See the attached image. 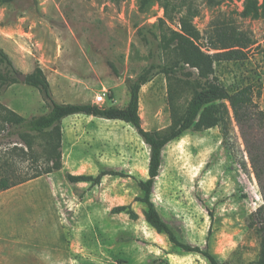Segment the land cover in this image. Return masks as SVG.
Segmentation results:
<instances>
[{
	"label": "rangeland",
	"instance_id": "1",
	"mask_svg": "<svg viewBox=\"0 0 264 264\" xmlns=\"http://www.w3.org/2000/svg\"><path fill=\"white\" fill-rule=\"evenodd\" d=\"M183 2L203 53L219 52L209 42L218 25L250 39L247 59H216L211 79L229 91L253 84L264 114V0L249 14L245 0ZM173 8L167 11L157 0H0V46L20 75L40 68L60 103L97 104L104 95L100 106L126 107L129 80L153 66L152 81L140 92L139 112L146 130L165 131L173 119L170 80L162 71L169 57L161 42L182 32V14ZM20 75L0 94V103L26 118L47 113L42 93ZM180 78L190 84L177 100L182 113L207 82L188 65L176 73L178 89ZM62 133L60 170L0 193V264H210L203 255L175 249L148 222L139 181L149 178L150 147L133 126L75 115L63 121ZM244 133L231 115L169 144L153 194L179 240L210 250L224 264H254L261 252L255 214L264 205V174L259 177L256 159L264 128L254 125ZM14 141L21 142L5 139L0 152ZM47 141L35 140L37 164L16 160L17 176L49 166ZM104 170L118 174L99 185L67 179V174L97 177ZM118 206H130L137 217L114 214Z\"/></svg>",
	"mask_w": 264,
	"mask_h": 264
},
{
	"label": "trees",
	"instance_id": "2",
	"mask_svg": "<svg viewBox=\"0 0 264 264\" xmlns=\"http://www.w3.org/2000/svg\"><path fill=\"white\" fill-rule=\"evenodd\" d=\"M149 1L144 0L146 3ZM157 1H162L163 7L167 11L174 7L178 10V13L182 14V32H173L171 36H163L161 42L163 53L169 57L162 71L170 80L169 99L172 109V125L165 131H148L142 125L139 112L140 92L144 85L152 81L153 66L145 70L136 80H129L130 102L123 108L100 106L93 103H60L54 98L51 86L43 71L37 68L34 73L27 75L26 83L42 93L49 106L47 113L26 118L0 103V146L3 145L5 139L12 140L16 138L21 141L12 142L16 145L5 153L0 152V193L62 168V123L66 118L75 115H87L106 120L123 121L133 126L143 141L150 147L149 178L139 181L142 192L140 201L146 207L148 222L160 234L167 235L175 249L203 255L210 264H224L210 250L179 240L174 230L157 210L153 201V194L163 166L165 148L172 142L182 138L189 131L202 132L212 129L220 123L231 120V115L243 133L254 128V125L264 128V114L255 103V86L253 84L229 91L219 82L211 79L216 59L224 61H243L247 59L245 49L249 47L250 39L231 26H215L212 29L209 42L212 49L219 52L214 56L207 55L195 43V40L199 39V33L191 23L190 12H184L183 0ZM258 10L259 0H245L246 13H256ZM187 65L198 70L199 77L206 79L207 84L202 89L194 92L185 110L180 113L177 100L186 86L190 84L180 78L179 83L181 84L179 85L181 86L178 89L173 86V81L178 70L183 71ZM19 75L20 72L13 60L0 46V94L16 84ZM41 137L48 139L43 151L46 163L49 166L45 169L36 170L30 176H27V174L17 176L16 160L18 158L21 161L31 160L32 163L37 164L38 158L33 146L35 140ZM20 144H24L27 150L20 148ZM260 150L263 151L258 154V159H256V163L260 168L259 177H261L260 173L264 174V144L260 147ZM254 165H256L255 162ZM258 167L256 165V168ZM117 174L113 170H104L97 177L67 174V179L73 184L92 183V185H99L104 177ZM113 213H127L132 218L137 217L130 206H118L113 210ZM255 216L257 217L256 221L262 242L259 258L254 264H264V205L258 209Z\"/></svg>",
	"mask_w": 264,
	"mask_h": 264
},
{
	"label": "built area",
	"instance_id": "3",
	"mask_svg": "<svg viewBox=\"0 0 264 264\" xmlns=\"http://www.w3.org/2000/svg\"><path fill=\"white\" fill-rule=\"evenodd\" d=\"M104 95H99L98 97H97V100H96V103L97 104H102L103 102H104Z\"/></svg>",
	"mask_w": 264,
	"mask_h": 264
},
{
	"label": "water",
	"instance_id": "4",
	"mask_svg": "<svg viewBox=\"0 0 264 264\" xmlns=\"http://www.w3.org/2000/svg\"><path fill=\"white\" fill-rule=\"evenodd\" d=\"M26 75H24V74H22V75H20V79L22 80V81H25L26 80Z\"/></svg>",
	"mask_w": 264,
	"mask_h": 264
}]
</instances>
